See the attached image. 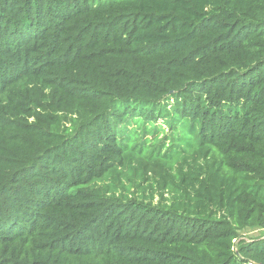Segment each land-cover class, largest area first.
<instances>
[{"label": "trees", "instance_id": "1", "mask_svg": "<svg viewBox=\"0 0 264 264\" xmlns=\"http://www.w3.org/2000/svg\"><path fill=\"white\" fill-rule=\"evenodd\" d=\"M260 263L264 0H0V264Z\"/></svg>", "mask_w": 264, "mask_h": 264}, {"label": "rangeland", "instance_id": "2", "mask_svg": "<svg viewBox=\"0 0 264 264\" xmlns=\"http://www.w3.org/2000/svg\"><path fill=\"white\" fill-rule=\"evenodd\" d=\"M164 127H166L165 128L166 130L163 133L159 134L160 138L163 137L164 134L169 131V128L166 125H164ZM147 137L152 138L153 134L149 133V134H147ZM261 234H262V232L259 230L258 231L257 230L246 231V233H245L246 237H257V236H260Z\"/></svg>", "mask_w": 264, "mask_h": 264}, {"label": "water", "instance_id": "3", "mask_svg": "<svg viewBox=\"0 0 264 264\" xmlns=\"http://www.w3.org/2000/svg\"><path fill=\"white\" fill-rule=\"evenodd\" d=\"M260 264H264V263H260Z\"/></svg>", "mask_w": 264, "mask_h": 264}]
</instances>
